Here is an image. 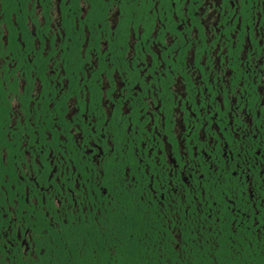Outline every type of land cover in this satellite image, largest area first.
Segmentation results:
<instances>
[{"label": "flooded vegetation", "instance_id": "1", "mask_svg": "<svg viewBox=\"0 0 264 264\" xmlns=\"http://www.w3.org/2000/svg\"><path fill=\"white\" fill-rule=\"evenodd\" d=\"M128 199L264 264V0H0V264Z\"/></svg>", "mask_w": 264, "mask_h": 264}, {"label": "trees", "instance_id": "2", "mask_svg": "<svg viewBox=\"0 0 264 264\" xmlns=\"http://www.w3.org/2000/svg\"><path fill=\"white\" fill-rule=\"evenodd\" d=\"M158 224L144 217L128 199L99 221L65 226L51 237H39L42 252L28 264H216L208 249L194 247L189 260L185 252L164 247Z\"/></svg>", "mask_w": 264, "mask_h": 264}]
</instances>
